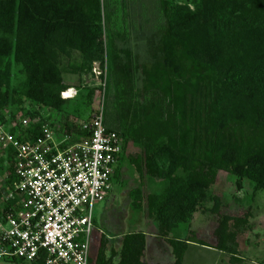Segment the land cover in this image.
Here are the masks:
<instances>
[{"label":"trees","instance_id":"obj_1","mask_svg":"<svg viewBox=\"0 0 264 264\" xmlns=\"http://www.w3.org/2000/svg\"><path fill=\"white\" fill-rule=\"evenodd\" d=\"M135 3L0 0V124L7 127L23 112L31 123L10 132L35 137L47 120L57 125L53 114L70 102L72 115L82 117L97 87L63 99L72 89L64 73L83 82L94 63L109 69L117 105L124 98L129 107L113 129L124 142L113 181L124 165L135 170L141 183L129 192L133 210L156 223L173 264H183L190 243L207 244L174 232L205 203L213 206L204 211L220 215L221 200L211 193L220 172L237 187L249 182L264 191V0H154V21L142 15L143 59L131 47ZM17 73L23 78L15 84ZM65 116L59 127L72 133ZM130 143L139 153L126 156ZM10 169L0 155V174ZM148 183H160V191L147 192ZM248 216L219 219L214 249L229 255L230 264L243 262L236 237ZM110 242L101 235L90 264H147L144 232L124 234L118 252Z\"/></svg>","mask_w":264,"mask_h":264},{"label":"built area","instance_id":"obj_2","mask_svg":"<svg viewBox=\"0 0 264 264\" xmlns=\"http://www.w3.org/2000/svg\"><path fill=\"white\" fill-rule=\"evenodd\" d=\"M52 122L21 138L10 132L16 123L0 124V155L11 166L0 174V263L90 264L96 208L113 189L124 142L107 127L104 105L80 123L86 137Z\"/></svg>","mask_w":264,"mask_h":264},{"label":"rangeland","instance_id":"obj_3","mask_svg":"<svg viewBox=\"0 0 264 264\" xmlns=\"http://www.w3.org/2000/svg\"><path fill=\"white\" fill-rule=\"evenodd\" d=\"M179 1L186 2V0ZM135 4L136 7H132L130 23L133 22L136 24L137 29L136 32H133L131 47L133 46V52L137 55L140 54L141 59H143L144 44L147 35L141 24L143 23L142 15L145 13L154 21V0H136ZM157 20L158 18L155 21L158 22ZM93 69V75L90 74L91 76L84 77L83 82L79 80L78 75L64 73L65 83L71 86L77 94L80 90H85V87H97L92 105L82 117H76L70 112L75 105L74 102H70L68 105L69 108L64 110V112L53 114V120H55L58 126L64 124L62 122L63 115H66L65 118L68 116L69 123L73 127L75 134L79 129L80 123L93 115L101 105H104L106 125L111 130H119L120 113L124 112L125 114L129 111V107L127 106L128 101L126 99L122 98L121 103L117 105L115 87L113 82H111L110 73H108L110 72L109 69L105 67L102 70L99 63H94ZM101 75L103 78L100 77ZM22 78L17 73L15 84ZM106 81L108 82V87L106 86ZM70 94L68 92L69 97L67 98H71ZM4 116H8V110H5ZM22 118L23 112H20L13 123L18 124ZM128 153L135 155L139 153V149L130 143ZM140 183L141 180L138 174L128 165L124 166L120 171L119 181H113V189L109 198L103 203L102 209L97 211L99 215L97 216L96 222L98 227L96 226V229H94L93 240L91 242L92 256L96 255L98 249L100 234L97 230L99 229L104 235L112 236L111 242L115 250L120 249V242L124 234L145 232L146 234L155 233L158 235L156 223L153 220L147 219L143 212L134 211L131 206L129 192L138 187ZM158 184L160 183H148L146 191L150 193L160 191L161 185ZM211 193L212 196L218 197L221 200L220 215H215L210 211H204L205 208H211L213 206L212 202L205 203L202 205L203 208L195 213L193 220L188 225H182L179 230L174 232V236L180 239H188L193 236L207 244V246L194 244L195 246L190 247L188 252H186V259L183 264H230L229 255L224 253V256H220L212 253L213 251L211 252L217 245L215 230L218 227L219 219L225 215L234 218H244L249 213V225L244 231L238 233L236 237L238 254L243 258L241 264H264V191L255 192L253 185L249 182H245L241 187H237L233 178L229 177L226 173L220 172L216 183L211 188ZM0 264L31 263L3 262Z\"/></svg>","mask_w":264,"mask_h":264},{"label":"crops","instance_id":"obj_4","mask_svg":"<svg viewBox=\"0 0 264 264\" xmlns=\"http://www.w3.org/2000/svg\"><path fill=\"white\" fill-rule=\"evenodd\" d=\"M128 149H129V145L127 147L126 156L127 155L129 156ZM124 166H126V165H124ZM124 166L122 168H124ZM122 168H121V170H122ZM109 196L107 197V199L109 198ZM103 203L99 204L97 206V208H96L95 219H94L95 229H96V226L98 227V224L96 223L97 222V216H99L97 214V211L102 209ZM97 231L100 234V237H99V240H100L101 235H104V233L100 229L97 230ZM139 231H142V230H139ZM106 237L108 239H110V241H112L111 240L112 236H106ZM111 246H112V242H110V246L109 247H111ZM193 246H195V245L193 243H190L189 248L193 247ZM120 248H121V242H120ZM189 248H188V250H189ZM119 250H116V251L118 252ZM188 250H187V252H188ZM211 252L212 253H216L217 255H220V256H224L225 255L223 252L218 251L216 249H212ZM185 259H186V255H185ZM222 259H224V258L222 257ZM143 260L147 264H173L174 261H175V257L173 255V250H172L171 246L164 239L159 237L157 234L152 233V234H146V250H145V253H144Z\"/></svg>","mask_w":264,"mask_h":264},{"label":"bare ground","instance_id":"obj_5","mask_svg":"<svg viewBox=\"0 0 264 264\" xmlns=\"http://www.w3.org/2000/svg\"><path fill=\"white\" fill-rule=\"evenodd\" d=\"M65 96H66V97H69L68 92H67V94H65Z\"/></svg>","mask_w":264,"mask_h":264}]
</instances>
